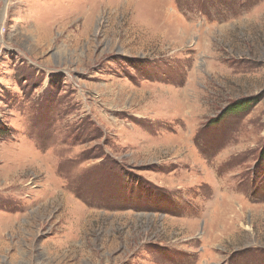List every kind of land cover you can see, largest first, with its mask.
I'll return each mask as SVG.
<instances>
[{"label":"rangeland","instance_id":"374dc122","mask_svg":"<svg viewBox=\"0 0 264 264\" xmlns=\"http://www.w3.org/2000/svg\"><path fill=\"white\" fill-rule=\"evenodd\" d=\"M0 128V264H264V0H0Z\"/></svg>","mask_w":264,"mask_h":264},{"label":"bare ground","instance_id":"6f19581e","mask_svg":"<svg viewBox=\"0 0 264 264\" xmlns=\"http://www.w3.org/2000/svg\"><path fill=\"white\" fill-rule=\"evenodd\" d=\"M167 93H163V94H160L158 96V98H167L168 96L166 95ZM182 96V95H181ZM166 109V108H165ZM170 111V110H169ZM181 111H182V108H181ZM177 112V110H176ZM179 112V111H178ZM180 113V112H179ZM30 165L31 166H34V163L29 161ZM28 163V164H29ZM5 167H8L10 168L8 172V175L6 176V181L10 182L11 185V189H18L19 190V196H24L26 194H30V195H34L36 196L37 194H35V192H33V190H31L29 187H25L22 183V177L24 176H20L18 175L19 170L15 169L16 167H12V166H9L8 164L5 166ZM23 174V173H22ZM34 175H35V179H38L39 178V169L38 168H34ZM3 190H0V192H2ZM52 192V196L54 198V194L53 192L54 191H51ZM9 198V197H8ZM15 198V197H14ZM37 198V197H36ZM52 198V199H53ZM16 200L18 201H22V202H27V200L25 199H22L21 197L19 198H15ZM50 199H51V196H50ZM39 201V200H38ZM37 201V202H38ZM37 213H39V208L34 211L32 214L33 215H36ZM26 216V215H25ZM24 215H18V216H15V217H12L9 219L8 222H0V237L3 235V233H5L6 231H17V227H16V224L18 225L19 224V221L25 217Z\"/></svg>","mask_w":264,"mask_h":264},{"label":"trees","instance_id":"16d2710c","mask_svg":"<svg viewBox=\"0 0 264 264\" xmlns=\"http://www.w3.org/2000/svg\"><path fill=\"white\" fill-rule=\"evenodd\" d=\"M2 128H0V132H2V130H1Z\"/></svg>","mask_w":264,"mask_h":264}]
</instances>
